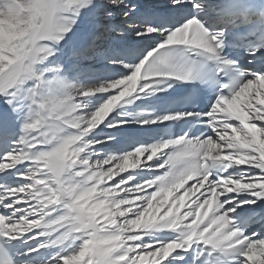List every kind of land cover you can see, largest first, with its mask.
I'll use <instances>...</instances> for the list:
<instances>
[{"label": "snow or ice", "instance_id": "1", "mask_svg": "<svg viewBox=\"0 0 264 264\" xmlns=\"http://www.w3.org/2000/svg\"><path fill=\"white\" fill-rule=\"evenodd\" d=\"M0 264H264V0H0Z\"/></svg>", "mask_w": 264, "mask_h": 264}]
</instances>
